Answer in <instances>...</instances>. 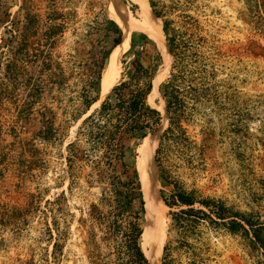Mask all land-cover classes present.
<instances>
[{"label":"rangeland","instance_id":"rangeland-1","mask_svg":"<svg viewBox=\"0 0 264 264\" xmlns=\"http://www.w3.org/2000/svg\"><path fill=\"white\" fill-rule=\"evenodd\" d=\"M123 2L138 20V1ZM155 2L191 48V72L183 83L185 133L154 151L158 264L168 243L173 264H264L241 235L207 222H196L179 239L169 232L170 208L158 180L160 166L173 184L264 221L263 15L252 0ZM113 13L110 0H0V264H91L86 243L91 230L97 238L101 232L89 213L92 204L100 205L103 184L85 163L70 182L66 146L101 103L99 98L77 121L71 117L82 110L79 62L96 48L95 21L116 22ZM154 21L166 44L162 19ZM153 42L160 63L147 101L163 116L161 134L168 120L158 88L170 76L173 58ZM129 48L118 59L112 85L122 60L132 58ZM29 109L34 115L45 110L52 119L48 139L39 135L37 120L26 121ZM102 252L113 260L107 246Z\"/></svg>","mask_w":264,"mask_h":264},{"label":"trees","instance_id":"trees-1","mask_svg":"<svg viewBox=\"0 0 264 264\" xmlns=\"http://www.w3.org/2000/svg\"><path fill=\"white\" fill-rule=\"evenodd\" d=\"M252 1L264 18V0ZM149 5L152 13L162 19L166 45L173 58L170 76L158 88L168 126L159 136L155 149L157 155L167 139L185 133L181 125L185 112L183 83L191 72L188 63L191 48L172 25V20L158 8L157 2L149 0ZM93 28L96 48L88 55L89 59L79 62L78 96L82 110L72 114L76 121L99 99L101 78L109 55L122 36L121 27L108 17L96 20ZM153 41L144 32L131 33L129 51L132 50V58L128 62L122 60L123 70L119 80L112 85L99 107L80 121L75 139L66 146L70 182L73 183L78 168L85 163L90 165V176L103 184L100 205L92 204L89 213L101 232L97 238V233L91 230L86 243L91 264H148L141 246L145 202L136 167V149L147 135L160 126L163 119L160 110L147 101L160 63ZM34 93L32 91L30 97ZM34 119L41 124L39 135L48 139L53 130L48 125L52 124V119L47 117L45 110L34 115L29 109L26 121ZM158 180L163 188L160 197L170 208L168 231L178 239L196 222L204 221L241 235L264 258V221L258 216L235 210L219 198L200 197L194 190L188 191L173 184L160 166ZM56 231L61 234L58 228ZM58 245L55 241L54 246ZM103 245L114 255L113 260L106 258L102 252ZM168 248L169 243L164 246L161 264H173Z\"/></svg>","mask_w":264,"mask_h":264},{"label":"bare ground","instance_id":"bare-ground-1","mask_svg":"<svg viewBox=\"0 0 264 264\" xmlns=\"http://www.w3.org/2000/svg\"><path fill=\"white\" fill-rule=\"evenodd\" d=\"M137 1L140 6V11L137 13L138 20H135L126 9V5L123 0H110V9L116 15L115 17L113 13L115 17L113 18L116 19V22H118L119 26L122 29V32L124 34V41L121 45L116 46L112 51L109 59V64L102 75V97L107 94L114 82L115 75L117 73L118 59L120 58L122 52L130 44V35L132 30L144 32L151 39L157 42L159 46L164 50L165 54L169 56L167 46L162 41L161 30L157 22L154 21L155 16L149 10L147 0ZM157 141L158 134L147 135L140 144V147L143 148L141 149V156L139 152L137 154V158L138 156H140L139 161L137 162L136 159V167L141 184V190L143 192L145 208L147 212L146 214L149 217V221L145 225L142 232L143 244L141 245L149 264H158L157 257L160 248V238L157 235V231H155L154 227L155 218L159 221L161 219L157 204V194L155 190L156 168L154 160V150Z\"/></svg>","mask_w":264,"mask_h":264},{"label":"water","instance_id":"water-1","mask_svg":"<svg viewBox=\"0 0 264 264\" xmlns=\"http://www.w3.org/2000/svg\"><path fill=\"white\" fill-rule=\"evenodd\" d=\"M123 41H124V34H123V32H122V36H121V41H120V43L119 44H117L116 46H118V45H121L122 43H123ZM115 46V47H116ZM114 47V48H115ZM114 48H113V50H114ZM112 50V51H113ZM112 51H111V53H112ZM125 52V51H124ZM124 52H122V54H124ZM111 53H110V55H111ZM121 54V55H122ZM110 55H109V58H108V63H107V66H108V64H109V59H110ZM121 57V56H120ZM119 62H120V59H119ZM106 66V67H107ZM102 79V78H101ZM101 83H100V95H99V98L101 99V101H102V99H104L105 98V96L110 92V90H111V88L113 87H111L110 88V90L107 92V94L104 96V97H102V95H101V91H102V89H101ZM154 134H158V139H159V136H160V127H158L153 133H150L149 135H154ZM155 151V150H154ZM147 212H146V208H145V212H144V218H145V220H144V222H143V230H144V227H145V225L147 224V222L149 221V217L147 216V214H146ZM149 263V262H148Z\"/></svg>","mask_w":264,"mask_h":264}]
</instances>
